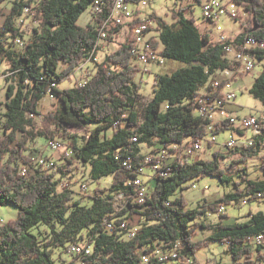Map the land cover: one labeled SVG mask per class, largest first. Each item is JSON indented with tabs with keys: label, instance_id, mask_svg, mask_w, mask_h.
I'll return each instance as SVG.
<instances>
[{
	"label": "trees",
	"instance_id": "1",
	"mask_svg": "<svg viewBox=\"0 0 264 264\" xmlns=\"http://www.w3.org/2000/svg\"><path fill=\"white\" fill-rule=\"evenodd\" d=\"M4 1L0 0V4ZM95 1L14 0L11 12L0 25V58L8 60L10 66L6 79L10 83L7 109L4 122L0 123L5 131L0 138V204L18 208L16 218L0 223V264H55V249L63 247L67 252V245L82 240L84 233L93 235L95 241L86 264H142L143 253L157 248H177L178 261L165 264H195L196 250L210 241L227 244L225 252L234 261L245 258L253 262L255 249L257 258L262 260L264 244H254L251 239L264 233V212H250L246 221H219L216 225L196 219L209 211L218 212L222 204L244 199L264 201L258 197L259 193L264 196V155H261L262 178H251L246 166L249 157L260 153L264 134L255 136L252 146L233 149L241 156L231 167L242 180H234V175L221 166L226 156L217 150L211 159L190 162L179 157L165 166L164 170L170 172L163 177L155 176L154 188L144 203L136 199L133 180L144 163L145 153L140 144L152 145L157 138L168 148L170 144L189 145L205 138L206 124L188 102L209 84L216 70L232 66L226 57L228 45L240 44L248 31L251 36L264 39V0H234L251 17L246 21L235 15L244 29L236 38L221 43L213 42L211 35L201 31L196 20L185 13L191 6L174 9L173 22L155 13L149 15L157 21L158 36L150 39L153 48L165 59L184 65L170 72L154 73L152 98L148 103L143 102L136 79L140 69L133 63L131 52L135 42L130 32L115 52L108 53L103 62H96L95 71L86 82L60 86V81L68 79L89 58L96 61L97 51L101 50L100 46L96 47L98 36L103 22L113 11L114 0H104L102 7H96L88 25L78 23ZM131 1L141 5L144 0ZM33 4H36L34 18L38 26L33 29L26 48L21 49L15 43L16 37L23 34L18 20ZM122 28L123 25L110 26L105 41L111 42ZM249 92L264 105V70ZM50 94L57 105L54 110L45 111L43 100ZM30 113L41 115L42 120L37 121ZM91 124L95 126L90 127ZM72 126H81L89 134L81 141V136L70 132ZM228 127L224 123L215 132ZM39 137L69 140L74 157L90 165L89 177L98 181L111 175L112 185L96 188L91 204L83 205L79 199L73 200L70 189L59 187L57 174L52 171L56 168L25 173L23 164L35 168L27 151L29 142ZM125 160L129 166L124 164ZM60 171L64 173L65 168L60 166ZM206 174L216 176L223 183H233L235 189L214 201L187 208L188 202L181 191ZM118 193H124L130 201L117 215L120 217L117 223L133 219L137 212L144 219L139 233L131 239H124V231L120 229L110 234L101 225L104 217H112L115 212L113 202ZM42 225H48L50 230L42 232ZM198 228L214 231L205 240H195L193 235ZM152 264L164 263L154 259Z\"/></svg>",
	"mask_w": 264,
	"mask_h": 264
},
{
	"label": "rangeland",
	"instance_id": "2",
	"mask_svg": "<svg viewBox=\"0 0 264 264\" xmlns=\"http://www.w3.org/2000/svg\"><path fill=\"white\" fill-rule=\"evenodd\" d=\"M202 3L205 0H201ZM14 0H5L0 4V25H2L7 18L8 14L11 12L12 4ZM202 3L197 0H144L140 5L139 9L144 15H151L153 13L157 14L161 18L167 20L168 22H173L175 19L173 18L172 12L174 9H178L180 6H191V8L187 9L185 13L187 15H191L196 20V25L201 31L208 32L211 35V40L213 42H224L225 40L234 39L238 36V34L244 29L241 21H237L234 17H224L221 20L219 25L222 30L218 29L217 26H213L202 16ZM238 16L242 20H249L250 14L246 11V8L243 5H240L238 10ZM25 13L20 17L22 21L18 20V25L22 28L23 34L22 37L28 42L32 35L34 34L33 29L38 26V22L34 17ZM92 21L91 14V6L84 11L81 15L78 23L80 25L86 26ZM154 27H157V21L154 20ZM150 35L158 36L157 29H154ZM129 37V27L124 25L121 31L116 33V36L113 37L111 42H106L104 47L97 51V61H90L87 65L80 67L70 76L68 79H64L60 81L61 87H72L77 83H81L87 81L91 74L94 73L95 68L97 66L96 62H103L106 58V55L110 52H115L120 45L125 42V40ZM133 63L138 66L140 69L137 73V81L140 84L141 92L143 93L144 98L143 102L148 103L152 98V83H153V75L155 72L159 71L162 73L170 72L171 70L178 69L182 67L184 64L181 62H177L174 60L166 59L163 65H159L156 62H151L149 64H143L136 60H133ZM9 62L8 60H4L0 58V70L4 74H10L9 72ZM146 69L147 71H144ZM264 70V58L256 61V67L254 71L247 72L237 76V78L233 81L231 88L235 92L237 98L233 101L234 104L237 105V110L233 112V114L242 116V115H250L252 113L264 112V105L262 100L253 96L249 89L253 86L256 77ZM222 76V72L220 70H216V72L211 76L209 84L216 80H220ZM7 76L0 79V122H4V113L7 109L6 106V94L7 87L10 83L6 80ZM204 90V87L202 88ZM201 89V90H202ZM43 105L45 107V111L54 110L57 105V101L53 98L47 96L43 100ZM229 107V106H228ZM165 108V107H164ZM222 114H216L215 119H220ZM37 121L42 120V116L34 117ZM95 126V124H91L90 127ZM90 129V128H88ZM71 133H77L81 136V141H83V136H87L89 131L81 126H72L70 127ZM5 131L1 126L0 129V138L3 137ZM248 135H252L251 131H248ZM216 141L213 142L211 146L208 144V140L210 138V134L202 140L201 149L197 151L192 157L189 159L190 162L196 159H211L213 158V152L215 150L221 151L222 145L231 137L235 139H240L241 136L237 135L232 129V127H228L225 130L220 131L219 133H215ZM61 141L67 143L69 145V140L65 138H56ZM47 138L39 137L32 139L29 142V150L27 151V155L32 159V163L35 166V159L39 156L43 155L46 159L54 161L57 167V170L54 171L57 174V180L59 182V187H63L62 185L66 183V188L70 189L72 192L73 200L79 199L81 204L90 205L92 201L91 195L94 194V190L96 188H104L110 187L112 185L113 177L111 175H107L102 177L100 180L96 181L89 177L90 165L83 164L81 161L77 160L75 157L69 161H66L64 158V151H52V149L48 145ZM80 141V142H81ZM143 153H158L161 152V147L155 143L156 149L153 150L150 144H140ZM236 149L240 150V147H236ZM223 154L226 156L221 160V166L228 170V173H232L234 175V180H242L237 174V170L231 167V163L234 160H238L241 156V153L235 152L232 149L224 150ZM261 155H264V142L260 146V153L256 154L252 157H249L246 161V166L248 169V173L251 178L258 179L262 178L263 171L261 169ZM240 166L241 164H237ZM60 166L65 168L64 173L60 171ZM242 166V165H241ZM52 169V168H51ZM153 173L151 168H146V175L142 179L147 184L148 192L151 191V188H154L155 180L150 178L149 176ZM235 189L233 183H223L216 176L206 174L203 177H200L199 180L195 181L189 188L183 189L181 192L183 193L185 199L187 200V208H195L198 205L203 204L205 201L211 202L219 198L221 195L226 192L232 191ZM180 192H178L179 194ZM264 212V201L260 200H248L244 202L243 200L239 202H233L224 205V211L215 212L209 211L207 215H203L197 218V221L204 222L207 224H217L219 221L222 222H240L246 221L248 219V215L250 212ZM18 214V208L14 205H1L0 204V218H2V223H7L11 219L16 218ZM222 215H226L223 217ZM134 224L141 227L144 223L143 216L140 213H135L133 215ZM194 222V221H193ZM49 226L42 225L41 231L46 233L48 232ZM214 229H203L198 228L196 233L193 235L195 240H205L209 235L213 233ZM264 244V243H263ZM256 247V245L254 246ZM228 248L227 244L220 243L218 241H210L208 244L204 245L202 248L197 249L195 253V257L197 261L195 264H216L217 262H223L226 264H264V249L261 251L263 253V259L259 261L258 252L255 249L253 251L251 259L253 262H247L245 258L240 261H234L225 250ZM54 262L55 264H61L62 262L73 261L74 264H80L73 255L66 252L63 247L56 248L54 251ZM187 264H193V262H189Z\"/></svg>",
	"mask_w": 264,
	"mask_h": 264
},
{
	"label": "built area",
	"instance_id": "3",
	"mask_svg": "<svg viewBox=\"0 0 264 264\" xmlns=\"http://www.w3.org/2000/svg\"><path fill=\"white\" fill-rule=\"evenodd\" d=\"M42 0H37L39 3ZM104 0H96L91 6L92 14H96V7L103 6ZM142 4V3H141ZM33 4L28 6V15L35 17V11ZM240 4L236 3L234 0H205L202 3V16L213 26H217L218 29L222 30L219 23L224 17H234L237 16L238 8ZM141 7L137 3L132 2L131 0H114V7L112 13H110L108 19L103 22L101 27L100 35L98 36L96 47L100 46L103 48V43L105 42L108 36V28L110 26L117 25H126L129 27V32L131 34V39L135 42L134 47L132 48V54L134 55L133 60L145 64L151 62H156L159 65L165 63V58L159 55V51L154 49L150 39L154 35H150L151 32L156 29L153 26L154 19L150 18L148 15L142 14L137 10ZM22 21V19H20ZM15 43L21 49H25L27 42L22 36H17ZM227 55L226 57L231 62L232 66L222 72L221 79L212 82L210 85H206L204 90H200L197 95L189 101L191 107L193 108L195 115L199 116L203 122L206 124V136L210 134L208 143H213L216 141L215 130L220 126H223L224 123H228L229 127L235 129H244L251 131L253 137L244 142L241 139L230 138L223 145L222 149L229 150L235 149L238 146H252L254 144V137L264 134V112L252 113L250 115L238 116L233 114L229 109V104L236 100L237 96L231 85L237 76L254 71L256 67V61L259 60V56L263 55L264 57V39L256 38L250 35V32H247L245 40L240 44H230L226 48ZM92 61L91 58L87 62L83 63L80 66H85L88 62ZM144 71H147L144 69ZM9 74H4L0 70V79L6 77ZM86 82V81H84ZM50 98H53V94L48 95ZM222 114V117L218 120L215 119L216 114ZM32 117H39L40 115L30 113ZM1 123V122H0ZM1 129V124H0ZM204 138V139H205ZM203 139V140H204ZM133 140H138L137 137H133ZM154 142H157V145L161 147V152H156L154 154L145 153L143 158V165L138 167L135 172L133 183L135 184L136 189V199L140 203L146 201V197L149 192L147 190V184L142 179L146 175V168L149 167L153 171L150 175V178L154 179L155 176H166L170 172L169 170H164L165 166L172 164L176 159L187 158L190 159L195 155L197 151L201 149L202 139L199 141L192 142L191 144H170L168 148L164 144L160 143L157 138L154 139ZM155 143L151 147L156 149ZM48 145L52 151H64V158L71 159L76 154L67 143L61 141L60 139H50L48 140ZM120 157V156H119ZM126 166H129L128 161H124ZM25 167V173L31 174L36 169H48V167L56 168L54 161L48 160L45 156L41 155L35 159V168H28L27 163L23 164ZM55 170V171H56ZM66 186V183L62 185ZM260 199H264V196L258 194ZM129 199L125 196L124 193H118L114 197V207L115 212L112 214V217H104L101 225L109 231V233H114L118 229L124 231V239L134 238L137 233L140 231V227L134 224L133 219L122 220L120 223H117V220L120 218L117 215L124 209L128 207ZM246 202L247 200H243ZM224 205L219 206V211H224ZM3 220L0 218V223ZM251 242L254 244L264 243V233L253 236ZM95 246V241L93 235L84 233L82 240L71 242L67 245V252L73 255L80 264H86V259L93 254ZM143 263L142 264H152L154 259L161 263H170L172 260L178 261V251L177 248L174 249H163L157 248L151 253H143L142 255ZM62 264H70L65 262Z\"/></svg>",
	"mask_w": 264,
	"mask_h": 264
},
{
	"label": "crops",
	"instance_id": "4",
	"mask_svg": "<svg viewBox=\"0 0 264 264\" xmlns=\"http://www.w3.org/2000/svg\"><path fill=\"white\" fill-rule=\"evenodd\" d=\"M104 44L105 42L103 43V47H104ZM98 57L96 55V61H97ZM229 109L232 111V112H235L237 110V105L234 104L233 102L229 104ZM235 133H237V135L241 136V141L244 142L246 140H249L253 137V134L252 135H248V131L247 130H244V129H235L233 130ZM240 147V146H238ZM224 150H221V152H223ZM150 177V176H149Z\"/></svg>",
	"mask_w": 264,
	"mask_h": 264
},
{
	"label": "bare ground",
	"instance_id": "5",
	"mask_svg": "<svg viewBox=\"0 0 264 264\" xmlns=\"http://www.w3.org/2000/svg\"><path fill=\"white\" fill-rule=\"evenodd\" d=\"M26 11L28 12V8L26 9ZM23 171H25V169Z\"/></svg>",
	"mask_w": 264,
	"mask_h": 264
}]
</instances>
